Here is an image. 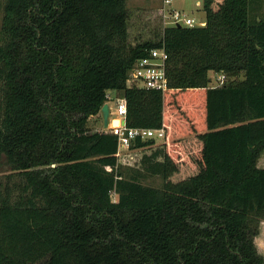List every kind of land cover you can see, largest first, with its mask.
<instances>
[{"label":"trees","instance_id":"obj_1","mask_svg":"<svg viewBox=\"0 0 264 264\" xmlns=\"http://www.w3.org/2000/svg\"><path fill=\"white\" fill-rule=\"evenodd\" d=\"M258 1L203 0V26L131 44L127 0H3L0 264H264ZM161 47L167 90L127 85ZM109 93L128 128L164 130L160 147L129 148L148 150L140 166L161 188L119 168L109 130H89Z\"/></svg>","mask_w":264,"mask_h":264},{"label":"rangeland","instance_id":"obj_2","mask_svg":"<svg viewBox=\"0 0 264 264\" xmlns=\"http://www.w3.org/2000/svg\"><path fill=\"white\" fill-rule=\"evenodd\" d=\"M202 2L203 0H171L170 7H164L162 4V0L154 1V5L151 11L147 13L142 12L140 8L143 7V2L139 0H127L126 6L129 11V22H128V34H129V42L131 44H135L138 42L153 40L158 41L161 36V28L162 26L167 27L168 19L167 13L178 11L183 14L185 18L194 20L197 24L205 22L204 13L202 11ZM2 5L3 0H0V26L2 19ZM145 11V10H143ZM160 11V13H159ZM137 12H139L137 14ZM137 14V15H136ZM251 15L259 17L262 15L264 17V0H259L258 5L255 4L253 10H251ZM139 24H138V21ZM209 78L211 79L212 85L217 83L216 76H213L212 73H209ZM120 98V94L117 93H109L107 104L111 108V112H114V101L115 99ZM87 126L90 131L100 130L102 129V122L100 113L97 116L90 117L87 122ZM116 127L117 125H113ZM163 144V141H156L154 148H158ZM153 149V148H152ZM150 149L149 152L152 151ZM148 150L141 151H124L120 157H118V166L121 170L127 171L130 173L138 172L140 174L139 181L145 187L151 188H161L162 181L159 177L149 176L144 173L143 169L140 166L141 156L146 154ZM148 152V153H149ZM6 168L2 169L3 172L0 173V178L2 181L5 180V172ZM17 180V179H13ZM112 201H116L117 197L114 193H111ZM264 239H262L263 243Z\"/></svg>","mask_w":264,"mask_h":264},{"label":"built area","instance_id":"obj_3","mask_svg":"<svg viewBox=\"0 0 264 264\" xmlns=\"http://www.w3.org/2000/svg\"><path fill=\"white\" fill-rule=\"evenodd\" d=\"M164 7L171 6V0H162ZM168 26H183L188 28L201 27L204 24L196 23L192 19L185 18L181 12L173 11L167 13ZM167 54L163 47L152 49L147 56L136 61L128 72L127 85L145 88L149 90L165 92L168 88L166 77ZM216 86H221L224 76L219 75ZM110 108V107H109ZM117 120L118 125L114 127L111 122ZM117 139V157H120L124 151H129L132 142L136 139L141 141L164 140L163 129H143L128 128L126 126V102L123 98H117L114 101V112H111L108 129Z\"/></svg>","mask_w":264,"mask_h":264},{"label":"crops","instance_id":"obj_4","mask_svg":"<svg viewBox=\"0 0 264 264\" xmlns=\"http://www.w3.org/2000/svg\"><path fill=\"white\" fill-rule=\"evenodd\" d=\"M139 1H142L144 4L143 5L144 8H140V9L142 10V12L147 13L148 11L152 10L153 5H154L153 2L156 0H139ZM143 10H145V11H143ZM138 13L139 12H137V14ZM159 13H160V11H159ZM138 24H139V21H138ZM164 28H165V26H162L161 33H162ZM256 167L258 169H264V153H262L260 155L259 159L257 160ZM262 239H264V221L260 223L258 235L254 238V245L257 249V252L263 257V260H264V241L262 243Z\"/></svg>","mask_w":264,"mask_h":264},{"label":"water","instance_id":"obj_5","mask_svg":"<svg viewBox=\"0 0 264 264\" xmlns=\"http://www.w3.org/2000/svg\"><path fill=\"white\" fill-rule=\"evenodd\" d=\"M179 27V26H177ZM100 116H101V122H102V129L107 130L108 124H109V117H110V108L107 103H105L101 109H100ZM112 125L118 124L117 120H112Z\"/></svg>","mask_w":264,"mask_h":264},{"label":"bare ground","instance_id":"obj_6","mask_svg":"<svg viewBox=\"0 0 264 264\" xmlns=\"http://www.w3.org/2000/svg\"><path fill=\"white\" fill-rule=\"evenodd\" d=\"M115 125H118V124H115Z\"/></svg>","mask_w":264,"mask_h":264}]
</instances>
